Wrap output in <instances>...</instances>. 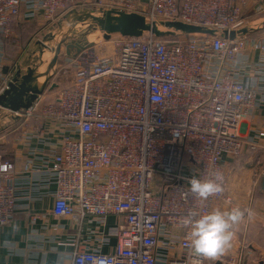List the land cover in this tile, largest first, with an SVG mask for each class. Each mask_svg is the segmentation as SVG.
Returning <instances> with one entry per match:
<instances>
[{
  "label": "built area",
  "instance_id": "2783aa9c",
  "mask_svg": "<svg viewBox=\"0 0 264 264\" xmlns=\"http://www.w3.org/2000/svg\"><path fill=\"white\" fill-rule=\"evenodd\" d=\"M81 5L214 31L77 41L74 56L62 52L69 84L52 100L44 101L43 92L28 108H7L57 127L59 147L37 170L41 189L49 194L54 185V215L80 224L85 216L100 224L109 215L123 217L112 252L81 249L76 240L71 264H192L200 258L189 253L181 217L189 209L211 211L217 202L238 206L223 159L256 151L264 138V130L249 139L242 133L243 118L264 110V30L222 36L248 22L245 11L264 13V0H0V95L18 74L16 62L4 72L15 22H51ZM217 171L225 191L201 206L187 178ZM17 200V171L0 157V227L13 220ZM98 238L108 240L103 233ZM230 262L240 264V257Z\"/></svg>",
  "mask_w": 264,
  "mask_h": 264
},
{
  "label": "crops",
  "instance_id": "0c3cea01",
  "mask_svg": "<svg viewBox=\"0 0 264 264\" xmlns=\"http://www.w3.org/2000/svg\"><path fill=\"white\" fill-rule=\"evenodd\" d=\"M252 18L262 21L264 13ZM42 24L45 23L41 17L29 20L20 18L15 22L14 36L17 40L5 45L7 60L4 72H8L10 65L16 62V72L21 73L24 61L36 52V48L31 49V43L23 44V39L28 37L33 27ZM256 33L259 35L263 30ZM76 42H72L73 46L70 47L73 53L77 49L74 46ZM62 52H65V45ZM56 66L52 68L51 74L54 75L45 77L49 80V88L41 95L44 101H48L45 99L46 94H52L50 96L54 98L68 80L71 82V77L67 81L61 78L63 73L56 71ZM63 82L64 85L61 84ZM0 109V157L14 164L18 195L13 220L0 227V264H71L76 240L81 249L99 248L104 253L112 252L122 216L109 215L105 224L85 216L80 224L72 217L56 216L51 212L54 185L49 194L41 189L42 174L37 170L43 169L45 163H50L51 154L59 147L61 138L56 125L45 118L35 119L31 116L27 120L25 114L13 115L2 105ZM26 120V127L21 126ZM261 130H264L263 109H257L243 118L242 133L246 139L253 138ZM257 141L256 151L246 149L239 157L223 159L229 173V195L242 209H253L255 218L239 226L230 250L217 260H206L205 264H232L230 259L235 256L240 257V264H264V189L259 176L260 169L264 167V138H258ZM217 208L227 210L228 204L217 202L213 209ZM101 233L108 237L103 243L98 238Z\"/></svg>",
  "mask_w": 264,
  "mask_h": 264
},
{
  "label": "rangeland",
  "instance_id": "374dc122",
  "mask_svg": "<svg viewBox=\"0 0 264 264\" xmlns=\"http://www.w3.org/2000/svg\"><path fill=\"white\" fill-rule=\"evenodd\" d=\"M138 14L145 17L144 13ZM249 15H251V10L244 12V17L246 19L245 21L248 20L249 22L256 24V22L258 21H253L252 17L254 15ZM103 16L104 10L102 8L98 6L95 7L91 5H81L67 10L62 15L58 16L54 21L46 22L45 24H42L37 28L33 27L29 31L28 37L23 39V44H27L28 42L31 43V49L36 48V52L34 51L33 53H31L33 56H30L29 59H26L24 61V67H22L21 69L20 78L28 74L32 75L35 79H29L28 84L30 86L35 85L39 89H42L43 87V92H45V90L48 91L49 80L45 79V77L46 75L52 73L51 61H48L54 54L55 47L58 40L60 39H64L66 54V44L70 42L78 41L81 43H85L89 40L99 42L103 39L109 38L110 36L112 38L131 36L116 32L109 34V37H105L104 34L106 33H104L102 29H100V24L97 20V17ZM145 20L148 22L146 17ZM158 29L160 31H177L176 29L166 28L163 26H159ZM35 42L39 45H37ZM106 45L111 46L110 48H112V44L107 43ZM55 64L57 65L55 70H59L60 73H63V76L61 78H65L67 81L72 76V71L68 66L65 67L66 63L62 53L58 56L57 62ZM51 75L53 76L54 73ZM40 77H42L41 80H39ZM61 84L64 85V82ZM65 84H69V80ZM50 95L52 94H46L45 99L52 100L53 97ZM111 219L113 220L114 218ZM120 220L121 219H119V222ZM115 224H117V221Z\"/></svg>",
  "mask_w": 264,
  "mask_h": 264
},
{
  "label": "clouds",
  "instance_id": "9594fccd",
  "mask_svg": "<svg viewBox=\"0 0 264 264\" xmlns=\"http://www.w3.org/2000/svg\"><path fill=\"white\" fill-rule=\"evenodd\" d=\"M189 191L198 199L200 205L210 197L222 195L225 191L224 177L219 171L201 179L195 176L187 178ZM255 212L251 208L231 207L227 210L219 208L208 212L189 209L181 217L180 224L187 229L186 240L191 256L200 258L192 264H202V260L214 261L219 259L233 246L239 226L251 222Z\"/></svg>",
  "mask_w": 264,
  "mask_h": 264
},
{
  "label": "water",
  "instance_id": "95a60500",
  "mask_svg": "<svg viewBox=\"0 0 264 264\" xmlns=\"http://www.w3.org/2000/svg\"><path fill=\"white\" fill-rule=\"evenodd\" d=\"M97 20L100 24V29L106 33L104 34L105 37H109V34L116 32L131 36L141 35L147 31H150L156 36L173 35L174 32H176L160 31L158 29L159 26L176 29L177 31L184 33H214L211 29L181 21H159L148 23L145 20V17L138 13H124L116 10H104V16L97 17ZM261 30H264V20H259L256 24L248 21L239 29H233L231 31L225 30L222 33V36H229L232 39H237L240 36L256 33ZM63 44L65 45L64 39L58 40L51 60V68H54L57 58L62 52ZM72 46V42L66 44V53L70 56H74L80 50V47H78L76 52L73 53L70 49ZM20 75L21 73H18L15 82L10 83L9 88H7L5 92L0 95V105L11 110H19L21 108L30 107L39 94L43 93V87L42 89H39L35 85L30 86L28 84L29 79H35L34 76L28 74L20 78ZM261 187L264 189V176L261 179Z\"/></svg>",
  "mask_w": 264,
  "mask_h": 264
},
{
  "label": "bare ground",
  "instance_id": "6f19581e",
  "mask_svg": "<svg viewBox=\"0 0 264 264\" xmlns=\"http://www.w3.org/2000/svg\"><path fill=\"white\" fill-rule=\"evenodd\" d=\"M41 78H42V77H40V79H39V80H41Z\"/></svg>",
  "mask_w": 264,
  "mask_h": 264
}]
</instances>
